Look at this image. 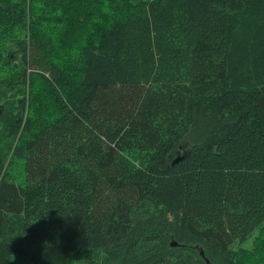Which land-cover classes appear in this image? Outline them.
<instances>
[{"label":"trees","instance_id":"1","mask_svg":"<svg viewBox=\"0 0 264 264\" xmlns=\"http://www.w3.org/2000/svg\"><path fill=\"white\" fill-rule=\"evenodd\" d=\"M77 2L0 0V264H264V0Z\"/></svg>","mask_w":264,"mask_h":264},{"label":"rangeland","instance_id":"2","mask_svg":"<svg viewBox=\"0 0 264 264\" xmlns=\"http://www.w3.org/2000/svg\"><path fill=\"white\" fill-rule=\"evenodd\" d=\"M81 1L82 0H80V2H77L76 4H74L73 6H75L74 8H73V10H75L76 11V13H75V16H77V17H79V18H81L82 17V15L80 14L81 13V11L84 9V5L83 6H76V5H78V4H80L81 3ZM71 6V5H70ZM66 10H68V9H66ZM61 20H59L58 19V17H57V20L58 21H64V19H63V14L61 15ZM24 37V34H22L21 33V35L19 36V42H22L23 41V38ZM1 38V37H0ZM15 41V40H14ZM16 42V41H15ZM3 44H5V42H3ZM16 45H19V44H16ZM16 45H14L13 47H15ZM2 47V46H1ZM0 53H1V59L3 60V62L4 61H7V62H9V65L10 66H14V65H16L17 63H18V60H19V57H16V55L14 54V55H10V54H8V51L6 50V49H4V45H3V47H2V49H0ZM12 53H14V52H12ZM2 60H1V62H2ZM7 66H5V67H2V69H1V73H0V75L1 76H5V75H8V74H6L7 72ZM6 78H8V80H6L5 81V83L4 82H1V86H3V87H1L0 88V95H1V97H2V100H3V91L4 90H10L11 88L7 85V83H8V81H9V76H7ZM10 92L8 91L6 94H5V97H7V98H9L10 100H12L11 98H10ZM13 101H14V99L12 100V101H10V102H8V105H11L12 103H13ZM3 141H5V140H3V138H1V140H0V153L3 155V156H6V154L8 153L9 155L8 156H10V150H11V148L14 146V144H15V141L13 142V143H10V142H6V143H3ZM180 152V151H179ZM182 152V151H181ZM180 152V153H181ZM252 242H253V240L251 241V238H249V239H247L246 240V242L245 243H243V246H246V247H244V248H250V246H251V244H252Z\"/></svg>","mask_w":264,"mask_h":264},{"label":"water","instance_id":"3","mask_svg":"<svg viewBox=\"0 0 264 264\" xmlns=\"http://www.w3.org/2000/svg\"><path fill=\"white\" fill-rule=\"evenodd\" d=\"M202 253V252H201ZM207 262H209L208 260H206Z\"/></svg>","mask_w":264,"mask_h":264}]
</instances>
